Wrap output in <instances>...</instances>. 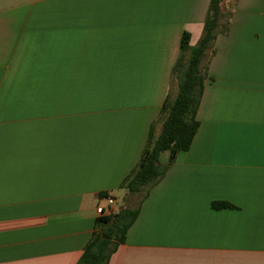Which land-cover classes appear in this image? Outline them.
Segmentation results:
<instances>
[{
  "label": "crops",
  "instance_id": "0c3cea01",
  "mask_svg": "<svg viewBox=\"0 0 264 264\" xmlns=\"http://www.w3.org/2000/svg\"><path fill=\"white\" fill-rule=\"evenodd\" d=\"M209 1L0 0V264H76L124 202ZM222 6L190 147L132 195L108 264H264V0Z\"/></svg>",
  "mask_w": 264,
  "mask_h": 264
},
{
  "label": "trees",
  "instance_id": "16d2710c",
  "mask_svg": "<svg viewBox=\"0 0 264 264\" xmlns=\"http://www.w3.org/2000/svg\"><path fill=\"white\" fill-rule=\"evenodd\" d=\"M223 1H209L202 33L194 46L189 45V33L182 34L179 53L171 70L168 94L157 119L151 125L136 166L120 184V188L126 190L124 202L117 211L95 219L94 231L76 264H108L112 253L125 241L126 232L139 213V206L128 205L129 197L142 192L145 197L148 189L164 176L177 153L190 147L199 126L196 112L206 78L207 62L213 54L217 32L227 31L231 17V9L223 7ZM155 123L160 125L157 134ZM164 150L169 151V160L162 164L159 155ZM212 207L232 206L228 202L215 201Z\"/></svg>",
  "mask_w": 264,
  "mask_h": 264
},
{
  "label": "rangeland",
  "instance_id": "374dc122",
  "mask_svg": "<svg viewBox=\"0 0 264 264\" xmlns=\"http://www.w3.org/2000/svg\"><path fill=\"white\" fill-rule=\"evenodd\" d=\"M158 127H159V126H158ZM158 131H159V128H158ZM117 195H118V198H119V199H118V203H117V205H122L123 202H122V200H121L120 193H117ZM138 198H139V195L132 196L131 199L128 201V205H129L130 207L135 206L136 203H137Z\"/></svg>",
  "mask_w": 264,
  "mask_h": 264
},
{
  "label": "built area",
  "instance_id": "2783aa9c",
  "mask_svg": "<svg viewBox=\"0 0 264 264\" xmlns=\"http://www.w3.org/2000/svg\"><path fill=\"white\" fill-rule=\"evenodd\" d=\"M108 203L109 204H112L113 203V200L111 198L108 199Z\"/></svg>",
  "mask_w": 264,
  "mask_h": 264
}]
</instances>
